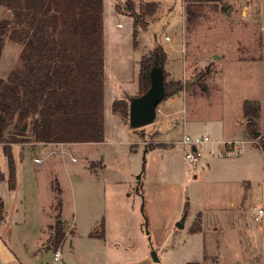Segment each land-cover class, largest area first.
I'll list each match as a JSON object with an SVG mask.
<instances>
[{
	"label": "rangeland",
	"instance_id": "rangeland-1",
	"mask_svg": "<svg viewBox=\"0 0 264 264\" xmlns=\"http://www.w3.org/2000/svg\"><path fill=\"white\" fill-rule=\"evenodd\" d=\"M149 3L158 6L154 16L141 10ZM185 7L183 0H104V142L41 146L29 130L15 136L25 142L11 145L14 190L0 144V264H55L59 249L63 264H212L209 253L220 264H264V215L255 221L264 210V0L205 1L191 27ZM156 46L179 60L176 68L164 65L171 92L180 84L182 91L209 101L221 94L220 109L210 116L222 117L227 128L245 101L260 106L257 119L239 121L247 148L256 149L226 157L245 162L251 183L195 177L203 161L188 165L180 143L182 115L175 131L166 123L170 97L156 120L140 128L113 112L115 100L140 95V60ZM21 50L6 40L1 79L19 64ZM194 81L186 90L184 82ZM202 222L216 230H203ZM58 226L60 242L54 241Z\"/></svg>",
	"mask_w": 264,
	"mask_h": 264
},
{
	"label": "trees",
	"instance_id": "trees-1",
	"mask_svg": "<svg viewBox=\"0 0 264 264\" xmlns=\"http://www.w3.org/2000/svg\"><path fill=\"white\" fill-rule=\"evenodd\" d=\"M205 1L219 0H183L188 27L198 19L197 9ZM0 10V58L6 40L22 46L19 64L6 80L0 78V144L8 160L9 187L14 190L16 166L11 145L25 142L15 136L29 130L32 139L44 145L105 140L104 0H0ZM141 10L154 16L158 6L149 3ZM166 61L161 46L141 58L139 96L149 90L155 65L163 66L165 77ZM175 85L171 92L165 78V99L182 91V85ZM131 99L115 100L113 112L129 118L127 101ZM243 110L245 117L257 119L260 106L247 100ZM25 124L28 129L23 132ZM10 131L14 135L8 136ZM3 181L5 175L0 172V183ZM4 220L0 197V223ZM58 227L54 241L60 242L64 234Z\"/></svg>",
	"mask_w": 264,
	"mask_h": 264
},
{
	"label": "crops",
	"instance_id": "crops-1",
	"mask_svg": "<svg viewBox=\"0 0 264 264\" xmlns=\"http://www.w3.org/2000/svg\"><path fill=\"white\" fill-rule=\"evenodd\" d=\"M180 52L182 53V49ZM166 54H167V61H166L167 68L168 67L176 68L177 61L179 60L177 58L176 59L170 58L169 53ZM179 81H181V79H179ZM184 84H186V82H184ZM212 96L213 97L215 96L216 98L213 99L211 98V101H209L207 98L205 99L200 96L198 97L196 94L194 96L188 94L186 91H181L175 96L170 97L167 101L171 100V102H169L166 105L167 107L166 110L167 118H165L166 123L167 122L170 123L171 128L174 129L175 131L176 128H179V126L181 125V123L178 122V120H176L177 116L182 115L181 122L184 130V134L188 133L193 136H201V135L210 136L212 142L208 145H205L203 148L204 156L201 160L203 162L201 167L198 169V174H196L195 176L196 178L201 176L202 178H206V179L210 178L212 179V181L224 182L230 185L250 182V180H253V177H249L245 174L243 167L245 162L243 160L242 161H240L239 159L228 160L227 158L213 159L212 158L213 156H210L209 154L211 151L218 150L219 146L224 142L234 141V140L246 141L244 139L245 136L244 131L242 130L241 126H239V121L244 116V110H243L244 104L241 106L236 121H234V123H232V125L229 128H227L222 117L210 116V113L218 112L221 106V99H220L221 94L219 95L217 93H214V95ZM181 100H182V104H180ZM39 145L44 146V144L42 143L41 144L39 143ZM59 145H67V144H59ZM249 147L253 148L252 146H248V148ZM248 148L246 146L244 151L247 149L246 150L247 152ZM253 149H251V151H254ZM202 227L203 230L205 228L208 232H211L213 229H215L214 226L206 227L204 225V222H202ZM39 246L42 247L45 246V249H47V246L45 244H39ZM209 254L212 264H220V260L215 254L213 253H209ZM255 261L256 263H258L257 260ZM236 264H240V263L237 262Z\"/></svg>",
	"mask_w": 264,
	"mask_h": 264
},
{
	"label": "water",
	"instance_id": "water-1",
	"mask_svg": "<svg viewBox=\"0 0 264 264\" xmlns=\"http://www.w3.org/2000/svg\"><path fill=\"white\" fill-rule=\"evenodd\" d=\"M232 9L227 11V14L230 15ZM197 82H188L185 85V89L188 90L193 84ZM166 88H165V77L163 72L162 65H155L151 72V86L149 90L138 97H134L129 101V122L131 127L140 128L145 125L153 123L157 118L158 108L162 101L166 97ZM16 129H19L18 126H15ZM28 125L25 124L22 128L23 132H26ZM260 137L259 132L254 133V138L257 139ZM188 213L185 212L182 219L177 223V227L183 229L185 226V221L187 219ZM51 245L47 246V249H51ZM152 258L154 262H159L158 257L155 253H152Z\"/></svg>",
	"mask_w": 264,
	"mask_h": 264
},
{
	"label": "built area",
	"instance_id": "built-area-1",
	"mask_svg": "<svg viewBox=\"0 0 264 264\" xmlns=\"http://www.w3.org/2000/svg\"><path fill=\"white\" fill-rule=\"evenodd\" d=\"M211 142L212 140L208 135L193 136L191 134L185 133L180 143L187 149L185 157L188 165L196 166L197 164H199L204 156V146L210 144ZM247 144H249L247 141L242 140L224 142L219 146L218 150L211 151L209 154L210 156H218L219 158L239 156L244 152ZM40 162L41 161L38 160V163ZM263 215L264 210L263 208H260L258 210V215L255 217V221H263ZM53 260L55 264H63L60 249L54 251Z\"/></svg>",
	"mask_w": 264,
	"mask_h": 264
}]
</instances>
